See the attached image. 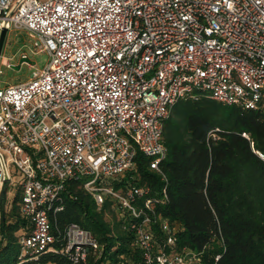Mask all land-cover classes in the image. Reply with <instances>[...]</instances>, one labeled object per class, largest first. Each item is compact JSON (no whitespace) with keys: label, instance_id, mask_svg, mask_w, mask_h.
I'll return each mask as SVG.
<instances>
[{"label":"built area","instance_id":"obj_1","mask_svg":"<svg viewBox=\"0 0 264 264\" xmlns=\"http://www.w3.org/2000/svg\"><path fill=\"white\" fill-rule=\"evenodd\" d=\"M2 28L25 30L34 52L50 55L29 80L0 86V189L6 181L9 188L15 166L30 224L23 250L50 248L49 213L64 208L66 182L74 179L99 206L110 196L130 214L142 264H204L198 251L178 244L149 187L114 182L136 167L140 151L160 170L164 122L177 100L206 94L259 106L264 0H0ZM21 57L30 58L25 50ZM11 64L2 51L0 74ZM65 237L77 260L100 247L78 223Z\"/></svg>","mask_w":264,"mask_h":264},{"label":"trees","instance_id":"obj_2","mask_svg":"<svg viewBox=\"0 0 264 264\" xmlns=\"http://www.w3.org/2000/svg\"><path fill=\"white\" fill-rule=\"evenodd\" d=\"M163 142L167 154L160 170L140 151L136 167L114 183L149 187L161 199L155 210L175 228L178 244L198 251L204 264H264V159L258 153H264V98L253 109L206 94L181 98L164 122ZM20 201L18 191L8 212L0 202V264L143 263L130 214L110 196L99 206L81 180L66 182L64 208L49 213L55 239L47 250H23L21 237L30 224ZM71 223L90 230L99 243L84 259L66 250ZM154 230L163 240L159 222Z\"/></svg>","mask_w":264,"mask_h":264},{"label":"rangeland","instance_id":"obj_3","mask_svg":"<svg viewBox=\"0 0 264 264\" xmlns=\"http://www.w3.org/2000/svg\"><path fill=\"white\" fill-rule=\"evenodd\" d=\"M27 51L31 60L36 61L34 66L24 62L20 69H15L12 66L2 65V74H0V86L6 83H21L29 80L32 77L33 71L37 68L44 67L50 60V55L47 52H34V39L25 31H8L3 54L10 57L11 63L18 64L22 51ZM12 181L9 185L5 210L8 212L11 209L12 201L15 194L20 190L23 176L17 171L16 167H12Z\"/></svg>","mask_w":264,"mask_h":264},{"label":"water","instance_id":"obj_4","mask_svg":"<svg viewBox=\"0 0 264 264\" xmlns=\"http://www.w3.org/2000/svg\"><path fill=\"white\" fill-rule=\"evenodd\" d=\"M7 28H2L1 33H0V59H1V54L3 51V47L5 44L6 36H7ZM24 61H29L31 63H34V60H31L28 57H20V61L18 64L12 63L11 66L15 69H20L21 65ZM8 183L9 181H6L5 184L3 185L1 189V195H0V202H1V208H4L6 198H7V192H8Z\"/></svg>","mask_w":264,"mask_h":264}]
</instances>
